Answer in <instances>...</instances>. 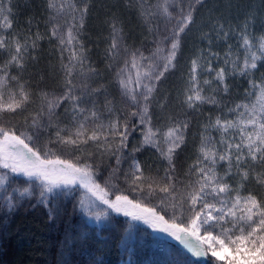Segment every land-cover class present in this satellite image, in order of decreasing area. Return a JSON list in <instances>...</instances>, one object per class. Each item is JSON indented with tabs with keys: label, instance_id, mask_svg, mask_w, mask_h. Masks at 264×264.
Wrapping results in <instances>:
<instances>
[{
	"label": "snow or ice",
	"instance_id": "snow-or-ice-1",
	"mask_svg": "<svg viewBox=\"0 0 264 264\" xmlns=\"http://www.w3.org/2000/svg\"><path fill=\"white\" fill-rule=\"evenodd\" d=\"M198 7L208 8L207 0L142 2L136 10L154 37L148 55L128 47L120 22L112 19L106 56L121 97L117 107L106 87L93 86L98 71L86 63L81 30L88 0H47L49 36L70 53L61 58L59 91H34L23 79L42 37L15 35L12 2L0 0V188L10 177H23L29 186L16 191L23 197L38 187L41 203L78 189L86 215L100 220L111 210L143 221L205 264H264V28L256 33L252 20L243 18L233 29L210 16L207 48L188 61L177 97L181 110L167 112V98L159 97ZM237 77L247 85L239 102L229 99ZM204 105L211 108L181 166L192 127L187 114L203 115ZM154 107L164 115H155ZM136 131L141 139L130 148ZM145 149L154 150L162 167L138 159ZM105 160L107 175L101 171ZM153 198L156 206L148 203ZM5 200L6 215L20 206L12 196ZM97 202L106 209L94 211Z\"/></svg>",
	"mask_w": 264,
	"mask_h": 264
},
{
	"label": "trees",
	"instance_id": "trees-1",
	"mask_svg": "<svg viewBox=\"0 0 264 264\" xmlns=\"http://www.w3.org/2000/svg\"><path fill=\"white\" fill-rule=\"evenodd\" d=\"M213 1L216 0H207L208 5L213 4ZM255 1L252 6L254 16H250V19L254 31L259 33L264 28V0ZM11 2L14 34L24 39L37 33L42 37L37 42L38 58L29 62L27 70L23 73V79L34 91L38 89L59 91L63 85L61 58L62 56L67 58L70 53L67 51L62 53L58 41L49 36L51 17L47 11V0H11ZM67 2L79 3L81 0H67ZM142 2L147 3L149 0H131V2L130 0H88L89 13L81 30V39L88 56L86 63L90 62L98 71V76L93 78V86L102 84L106 87L117 107L122 106L121 97L115 78L108 70L109 59L106 56L110 43L109 25L115 17L123 28L128 47L138 48L148 55L154 48V37L142 23L136 10ZM203 10L204 8L198 7L195 11L192 27L199 22ZM59 22L64 24L63 19ZM193 37L190 32L184 37L177 68L168 74L159 89V97L167 98L166 111L169 113L175 114L181 110L177 97L184 87L189 58L199 49L207 48L208 42L201 41L200 44H196L195 41V48L190 52L189 43L193 42ZM217 50L223 51V48ZM246 86V81L242 77H237L231 83L233 93L229 99L239 102L238 98H242ZM210 108V105H204L203 115L194 112L187 114L192 127L189 130L187 149L179 159L181 166L186 167V162L192 156L194 138L197 137L199 125ZM153 112L155 115H164V110L158 107H154ZM15 122L17 125L24 123L19 117ZM21 130L26 129L21 128ZM140 139L139 131L134 132L129 140L130 148L136 146ZM136 155L142 162L162 167L163 162L157 159L154 150L145 149ZM108 163L109 161L105 160L101 165L104 175L110 171L106 167ZM124 167L127 165L125 164ZM28 186L29 183L23 177H10L9 183L0 188V264H205V260L190 259L175 240L161 236L143 221L108 212L107 218H104L100 224H94L89 220L90 216L86 215L78 205L80 196L78 189L68 195L50 197L47 203H41L39 188L33 186L27 196H12L14 202L19 203L20 206L15 212L6 215L5 196H11L13 190H23ZM126 187L122 181L119 182L120 192H124ZM125 194H128L130 199L135 196L131 192ZM109 198L114 199V195H110ZM148 203L150 206H156L159 201L153 198ZM160 210L162 209L158 208V211Z\"/></svg>",
	"mask_w": 264,
	"mask_h": 264
},
{
	"label": "rangeland",
	"instance_id": "rangeland-1",
	"mask_svg": "<svg viewBox=\"0 0 264 264\" xmlns=\"http://www.w3.org/2000/svg\"><path fill=\"white\" fill-rule=\"evenodd\" d=\"M241 0H216L213 1L214 3L210 4L208 8H204L203 13L200 14L199 17V22L192 27L190 33L193 38V42L189 43V51L192 52L194 50V44L196 41V44H200L201 41L202 43H207V40L204 39V34L209 31L210 28V16L215 17L217 19H222L223 22H229L228 25L231 27L235 28L236 25L243 24V18H250V16H254L252 6L255 4V0H243L242 3L240 4ZM259 25V24H258ZM202 26V28H201ZM260 26V25H259ZM207 32H204V31ZM22 191V190H21ZM19 196V192L16 190H13L11 193V196ZM106 207L105 205H100L97 202V207L94 209V211L97 210H105ZM108 212L113 213L111 210H108ZM104 218H101L100 220L95 219V216L92 215L90 216L89 220L93 221L94 224H100ZM158 234L165 238H169L172 240H176L175 237L170 236L167 232H161L158 230H155ZM193 243H196L195 240H193ZM182 245V244H181ZM183 246V245H182ZM184 247V246H183ZM187 251V249H185ZM188 252V251H187ZM190 255L191 253L188 252Z\"/></svg>",
	"mask_w": 264,
	"mask_h": 264
}]
</instances>
